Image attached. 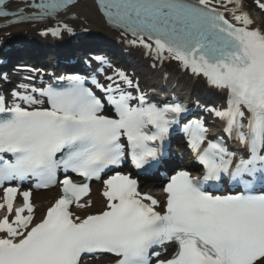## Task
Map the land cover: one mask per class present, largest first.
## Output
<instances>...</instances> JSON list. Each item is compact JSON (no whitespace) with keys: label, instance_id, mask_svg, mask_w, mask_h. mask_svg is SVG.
<instances>
[{"label":"snow or ice","instance_id":"1","mask_svg":"<svg viewBox=\"0 0 264 264\" xmlns=\"http://www.w3.org/2000/svg\"><path fill=\"white\" fill-rule=\"evenodd\" d=\"M74 2L27 0L35 12L0 10V16L56 19ZM97 3L128 44L143 46L161 62L177 61L224 94L222 107H198L223 121L225 136L210 137L203 117L188 119L193 110L178 97L150 100L122 69L102 83L97 76L111 65L101 56L93 58L102 66L97 73L61 76L42 87L20 84L10 97L0 94V185L9 184L0 198V264H81L84 254L94 253L112 254L111 264H151L153 257L155 264H264V23L246 0ZM253 3L264 11V0ZM63 32L74 29L57 19L42 34ZM177 128L203 167L201 177L175 171L161 204L139 191L137 179L117 171L103 180L105 208L83 218L74 214L73 205L91 204L81 200L105 170L128 157L137 169L158 164ZM229 142L241 147L232 150ZM225 176L243 190H209V181ZM33 178L35 187L59 183L61 189L38 222L31 190L20 191ZM17 195L23 203L14 207ZM166 243L176 251L161 260L154 248Z\"/></svg>","mask_w":264,"mask_h":264},{"label":"bare ground","instance_id":"2","mask_svg":"<svg viewBox=\"0 0 264 264\" xmlns=\"http://www.w3.org/2000/svg\"><path fill=\"white\" fill-rule=\"evenodd\" d=\"M75 11L78 12L79 16L86 17L88 22H90V28L95 33V35L98 37V39L104 41V42H110L112 41L113 35L109 32L107 28L103 27V22L101 17L98 16L96 7L93 6V3L91 0H84L81 3H77L74 8ZM257 19L258 23H264V20L260 17L255 15L254 16ZM140 53L134 52V55L132 59H140L139 58ZM169 68L172 71V75L170 76L169 80L171 81L172 85H174L175 90H177L179 93L183 94V96H188L191 93L196 94H208V89L206 90L203 83L200 82V80L196 81L195 83L190 79L186 74L182 75L179 74L175 67L172 65H168ZM140 75H142L143 78H146L147 76H151V78L148 81H152V79H156L160 76V72H155L156 69H148L146 66H141L140 69ZM54 193V190H47V192H39L36 193L35 202L38 206V209L44 208L45 205H47V200L49 197H51ZM94 204H101L100 198H97V196H94ZM95 208V207H94ZM92 208V209H94ZM92 211V210H91Z\"/></svg>","mask_w":264,"mask_h":264}]
</instances>
